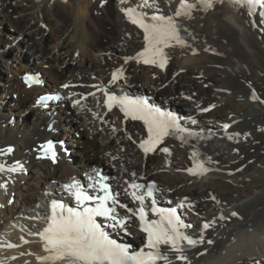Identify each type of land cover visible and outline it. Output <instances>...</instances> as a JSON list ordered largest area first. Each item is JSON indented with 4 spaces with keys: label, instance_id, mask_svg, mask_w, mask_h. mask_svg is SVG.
Wrapping results in <instances>:
<instances>
[{
    "label": "bare ground",
    "instance_id": "1",
    "mask_svg": "<svg viewBox=\"0 0 264 264\" xmlns=\"http://www.w3.org/2000/svg\"><path fill=\"white\" fill-rule=\"evenodd\" d=\"M192 1L197 6L191 16L178 18L187 29L182 33L186 44L165 49L167 63L161 69L136 60L125 63L126 56L135 57L144 48V41L142 30L122 9L143 0H0V148L13 147L12 154L0 155V164L19 161L23 166L22 171L0 173V184H7L0 188V264H41L37 257L46 253L38 233L51 201H70L64 186L93 165L103 167L118 198L134 210L139 204L132 200L131 189L125 191L133 172L134 182L155 183L158 204L177 208L184 201L185 207L177 211L192 225L184 229L187 234L198 237L204 223L215 221L204 231L205 241L213 243L188 250L191 264H264V32L253 27L252 20L259 17H250L246 6L214 0L213 8L204 10ZM179 2L156 0L158 8L141 10L172 16ZM118 68H123L124 78L109 84ZM26 72H38L39 84L27 88L20 77ZM68 79L84 86L65 91L66 99L49 109L32 107L39 93L59 89ZM93 85L144 94L179 117L195 118V125L181 123L214 138L187 144L169 138L146 156L138 147L145 135L143 123L123 122L118 110L109 112L102 104L103 93ZM253 90L259 100L251 99ZM94 91L95 98L74 106L81 94ZM10 93L17 97L9 98ZM51 119L57 120L55 130L47 129ZM225 124L230 125L227 130ZM235 133L241 135L227 138ZM48 138L56 142L57 162L38 159L33 151ZM161 147H168L170 155ZM197 159L211 170L190 175L187 169ZM117 211L128 215L125 209ZM148 216H153L150 211ZM109 232L137 247L146 242L138 220L127 232Z\"/></svg>",
    "mask_w": 264,
    "mask_h": 264
},
{
    "label": "snow or ice",
    "instance_id": "2",
    "mask_svg": "<svg viewBox=\"0 0 264 264\" xmlns=\"http://www.w3.org/2000/svg\"><path fill=\"white\" fill-rule=\"evenodd\" d=\"M204 9H211L214 6V0H197ZM222 2V0H221ZM233 4L246 6L250 17L258 15L259 21L253 19V27H258L264 32V0H231ZM196 4L189 3L188 0H180V5L174 15L168 16L153 12L149 14L141 9L158 8L156 0H143V3L135 6L123 8L126 18L140 28L143 32L144 48L138 52L135 57H125V63L129 60H136L146 65H158L164 68L167 63L165 49L175 45H185L186 40L182 33H187L178 18L181 16H191V10L196 8ZM257 10H259L257 12ZM188 35H191L188 33ZM124 78L123 68L113 71L109 84H117ZM25 80L39 83L38 78L26 75ZM69 88V84L62 85ZM96 91L103 93V107L109 112L118 108L123 113L124 118L132 121H141L146 129L147 138L139 142L138 147L147 156L149 153H155L158 146L164 143L166 137H174L187 144L192 140L202 139V133L185 127L181 121L187 120L192 125L197 120L191 116L179 117L171 112L162 111L159 107L150 105L142 97H132L129 95H117L108 91L103 85H93ZM251 87V85H249ZM75 95V94H73ZM96 97V92L81 94L80 98L73 101L74 106L80 105L81 100H87L88 97ZM43 100L60 99V96H46ZM190 99V98H189ZM251 99L259 100L255 90L252 92ZM264 103V101H261ZM101 102L97 101V107ZM211 107H215L212 105ZM207 112L209 108L200 109ZM99 113L93 112V116ZM103 120V117H100ZM230 125L225 124L227 130ZM115 132L116 129L113 128ZM240 133L229 135L227 138L232 140L234 136H240ZM245 137L248 134H244ZM128 139H132L128 136ZM47 153H51V159L55 162V152L53 145L48 142L42 146ZM163 153L170 155L168 147L159 149ZM13 153V147L0 148V155H10ZM192 156H197L194 150ZM209 162L211 158H208ZM23 166L19 161L14 166L0 164V173L22 171ZM210 169L205 162L197 159L194 166L188 168L190 175L202 176ZM239 170V169H238ZM136 173H131L132 180L126 181L127 188L131 189L130 196L133 201L138 202L139 207L135 210L127 204L121 203L118 199V193H115L108 183V177L100 173L89 176L91 183L87 186L73 181L65 185V189L74 198L77 208L65 207L62 202L53 200L51 202V215L48 218L47 226L38 233L43 241V248L46 253L44 256L37 257L41 264H191L188 250L196 248L198 245L207 243L211 245L213 241H205L204 231L215 224L204 223L201 233L198 237L187 234L184 229L192 228L191 224H186L178 214L177 208H184L185 203L181 201L177 208H164L158 206L156 193L160 190L155 183L141 184L134 182ZM7 184H0V188L6 189ZM87 188L98 189L102 194H91ZM143 190V191H142ZM213 200L214 196L211 197ZM187 199V198H185ZM146 201H150V207L146 208ZM11 203V201H9ZM3 207V205H0ZM191 207V205H189ZM125 209L128 215L121 216L117 209ZM149 211L156 219H150ZM236 216L237 213H231ZM97 217H104L111 221L110 227L119 231L127 232L131 223L139 221L140 230L146 234V243L138 250L133 249L131 244L118 243L117 240L110 238L109 233L104 230L101 224L97 223ZM220 220L227 217L221 216ZM27 242V241H25ZM14 247L15 245H8ZM203 255V253H200ZM255 264H261L255 261Z\"/></svg>",
    "mask_w": 264,
    "mask_h": 264
},
{
    "label": "rangeland",
    "instance_id": "3",
    "mask_svg": "<svg viewBox=\"0 0 264 264\" xmlns=\"http://www.w3.org/2000/svg\"><path fill=\"white\" fill-rule=\"evenodd\" d=\"M2 27H3V30H4L5 32L8 30V29H7V26H2ZM6 29H7V30H6ZM20 77H21V75H20ZM0 89H1V87H0ZM11 95H12V96H11ZM16 97H17V96H14V93H10V95H9V98H12V99H13V98L15 99ZM73 135L75 136V138H78V139L81 137L80 133H78V132L73 133ZM27 150H29V149H27ZM11 199L14 200V197L12 196ZM11 199H10V200H11ZM12 200H11V202H13Z\"/></svg>",
    "mask_w": 264,
    "mask_h": 264
}]
</instances>
